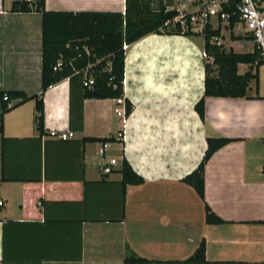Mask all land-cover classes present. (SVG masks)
I'll return each instance as SVG.
<instances>
[{"label":"crops","instance_id":"crops-1","mask_svg":"<svg viewBox=\"0 0 264 264\" xmlns=\"http://www.w3.org/2000/svg\"><path fill=\"white\" fill-rule=\"evenodd\" d=\"M150 1L153 9L190 15L209 0ZM14 2L28 1L0 0V93L30 98L41 93L42 15L12 12ZM44 10L124 14L125 0H45ZM210 26L226 51L252 53L238 24L230 29L212 18ZM204 63L201 34H151L128 45L123 96L130 115L122 122L114 99H86L81 131L69 125L67 79L43 95L42 133L35 100H11L8 108L21 103L0 120V264H125L131 256L165 264L188 259L201 242L207 264H264V65L239 64V75L257 73L247 98L207 97L202 120L195 106L204 95ZM2 105L0 97V113ZM51 132L74 136L62 141ZM119 133L122 141L106 148L80 144ZM208 138L231 142L205 163L200 199L183 179L202 162ZM111 159L112 173L103 174ZM122 159L141 185L122 186ZM205 207L223 224H207ZM195 220L196 238L183 257V233Z\"/></svg>","mask_w":264,"mask_h":264},{"label":"trees","instance_id":"trees-1","mask_svg":"<svg viewBox=\"0 0 264 264\" xmlns=\"http://www.w3.org/2000/svg\"><path fill=\"white\" fill-rule=\"evenodd\" d=\"M32 1V0H31ZM32 6L28 2H14L12 12L29 13L31 11L42 15V69L41 93L38 96L27 98L22 92L0 93L3 102L0 120L3 115L20 103L8 108V103L16 98L23 101L35 100L37 111V129H43V95L49 87L63 80H68L70 88V128L74 131L82 130V103L86 99L104 100L123 97L124 79V46L133 44L151 34L193 36L197 33L183 31L176 24L165 25L178 15L175 11H166L164 7L153 9L150 0H125V11L121 13H49L44 10L45 0H33ZM225 12H233L234 3L224 5ZM239 23L238 15L233 14L229 20L232 29ZM204 38L205 79L204 95L196 104L195 110L204 120V99L216 98H247L249 83L257 80V73L249 70L239 75V64L256 65L257 70L263 63L257 53L238 54L232 50L226 51L221 44L213 42L212 38L219 39L220 30H212L206 25L201 33ZM234 40L238 38L232 37ZM88 50V54L84 49ZM58 60H62L60 70L54 71ZM90 65V67H88ZM88 68V69H87ZM84 70H87L84 73ZM93 79L92 86L84 85L86 78ZM74 83L79 87L80 104L74 109ZM6 98V100H4ZM131 104L125 99V118L131 113ZM2 129L0 126V134ZM114 137L105 139L83 138L80 144L99 142L102 144L120 142ZM225 138H208L205 156L191 174L183 179L203 199L204 194V166L208 159L221 147L230 143ZM120 174L121 184L141 185L142 178L136 175L125 159H122ZM205 221L210 225H220L223 221L205 207ZM264 224V220L259 222ZM125 264H153L155 262L131 256L126 258ZM165 264H207L205 259V245L201 242L193 255L181 262H164Z\"/></svg>","mask_w":264,"mask_h":264},{"label":"built area","instance_id":"built-area-1","mask_svg":"<svg viewBox=\"0 0 264 264\" xmlns=\"http://www.w3.org/2000/svg\"><path fill=\"white\" fill-rule=\"evenodd\" d=\"M30 2L31 0H27ZM234 3L233 12H225L223 10L224 5ZM233 14L238 15L239 23L241 26V32L243 36H248L252 42L253 50L258 54L260 60L264 65V0H209L202 11L195 14L185 15L179 13L172 20L167 21L165 25L174 26L178 24L183 31H191L193 33L201 34L206 25H211L212 18H215L217 22L225 23L229 25L230 17ZM212 41L219 44L217 38H212ZM127 46H124V50ZM88 54V50L84 49ZM62 66V60H58L54 66V71L60 70ZM90 67V65L88 66ZM88 69V68H87ZM87 70H84L86 73ZM93 79L91 77L86 78L84 85L92 86ZM6 100V98H4ZM116 105L115 113L124 122L125 120V97L114 99ZM52 137L58 140H68L73 138V132L59 133L51 132ZM117 140L123 139V134L117 135ZM107 144H104V148ZM117 163L116 159H111L108 164L104 165L101 169L103 174H110L113 171V166Z\"/></svg>","mask_w":264,"mask_h":264},{"label":"rangeland","instance_id":"rangeland-1","mask_svg":"<svg viewBox=\"0 0 264 264\" xmlns=\"http://www.w3.org/2000/svg\"><path fill=\"white\" fill-rule=\"evenodd\" d=\"M240 25L238 26V28H237V30H239L240 29ZM227 36V35H226ZM226 39H228V36L227 37H225L224 38V41L226 40ZM223 41V40H222ZM248 43H245L244 45H245V48H247L248 50H249V48H251V43H250V40L249 41H247ZM225 44V43H224ZM223 44V45H224ZM241 44V43H240ZM237 47V46H236ZM99 146L100 145H98V147H97V145L96 146H94V147H92V150H91V153L92 152H94V150H97V148H99ZM196 226H197V221L195 220V222H194V228H192V229H190V230H185L184 231V235H183V238H184V241H185V244L186 245H184L183 246V253H184V256L183 257H185L187 254H185L188 250H189V244L190 243H188V242H190L191 240H195V238H196V234H195V229H196Z\"/></svg>","mask_w":264,"mask_h":264}]
</instances>
